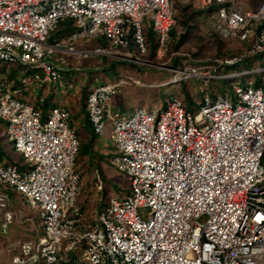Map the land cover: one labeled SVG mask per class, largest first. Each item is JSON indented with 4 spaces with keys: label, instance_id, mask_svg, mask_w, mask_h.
<instances>
[{
    "label": "built area",
    "instance_id": "1",
    "mask_svg": "<svg viewBox=\"0 0 264 264\" xmlns=\"http://www.w3.org/2000/svg\"><path fill=\"white\" fill-rule=\"evenodd\" d=\"M177 2L215 8L212 31L224 40L236 38L244 47L241 55L196 60L178 51L183 67L169 66L170 58L161 65ZM66 19L78 31L49 43L51 31ZM147 30L157 43L155 64L140 59L147 52ZM81 38L79 50L67 44ZM99 39L108 48H84ZM54 53L161 66L172 73L171 83L230 80L237 74L216 77L218 68L264 54V6L243 10L235 0H0V62L25 67L22 77L29 70L35 81L59 82L70 68L53 61ZM21 82L31 89L32 83ZM132 84H101L86 98L94 135L102 136L106 119L112 121L121 154L112 166L130 181V193L110 198L91 226L76 207L80 144L69 111L53 107L43 118L39 107L17 97L14 85L0 84L5 135L24 163L33 165L26 170L0 161V207L8 206V189L38 209L41 221V234L19 244L13 263L264 264V78L257 87L252 81L233 84L232 95L202 92L194 116L175 96L160 110L113 112L111 99ZM142 209L149 210L147 219L140 217ZM71 251L78 256L62 257Z\"/></svg>",
    "mask_w": 264,
    "mask_h": 264
},
{
    "label": "rangeland",
    "instance_id": "2",
    "mask_svg": "<svg viewBox=\"0 0 264 264\" xmlns=\"http://www.w3.org/2000/svg\"><path fill=\"white\" fill-rule=\"evenodd\" d=\"M235 1L237 6L246 8L245 10L255 9L258 2L256 0ZM196 7L198 8V4H196ZM209 20V18H206L202 23L203 34L206 35V39H210L212 36ZM175 28H177V21ZM149 32L150 30L145 32L146 38ZM215 34L217 33L215 32ZM55 38V34L50 33L48 42L53 43ZM195 38H193L190 44L191 46L196 44V46L191 47V49H201L199 52L202 55L209 56V58L216 57L217 53H221V57H224V55L230 57L238 56L241 55L244 49L236 38L224 40L217 36L214 41L210 42H207L205 38ZM84 41L85 39L81 38L78 41L68 42L67 44L79 50L81 49L80 44ZM96 41L89 44L83 43V46L88 49L95 46L102 47V44H105L104 39ZM130 49L132 50L133 47H130ZM179 51L185 50L180 49ZM132 56V58H135L137 55L134 54ZM51 59L66 68L72 69L71 72L63 74L62 82L64 84L68 83L74 88L72 89L73 95L78 97L77 101L81 99L84 88H89L85 89V92L90 93L95 87L101 84L113 83L117 79L132 82L133 84L127 87V90H121L110 101L111 110L121 116L133 113L138 107L146 111H151L152 109L160 110L170 96H175L182 100L188 107L191 115L194 116L199 111L202 92H207L210 96L214 94L213 98L223 93L232 95L233 84L244 86L247 84V80L248 82L252 81L254 84L258 74L264 75V55L244 59L233 67L218 68L216 71L218 75H215L216 77L230 78V76L237 74V77L230 78V80L224 78L219 80L189 78L180 83H171L172 73L165 71L161 66L156 68L143 65L142 63H131L130 61H124L122 58L90 56L84 62L82 58L77 59L71 54L54 53ZM167 60H169V57H163L160 64H164ZM212 73L207 75L210 76ZM263 75L262 79L264 78ZM5 84L13 86L11 82L6 81ZM70 86L67 85L66 88L69 89L71 88ZM46 88L47 94L45 96L47 97L52 93L56 101L60 96V88L53 84L47 85ZM41 90V93L38 91L36 95L45 93L43 88ZM30 102L35 104L36 97ZM83 111L79 102L76 113L72 114V116L77 118L78 114L83 118ZM4 126V123L0 121V139H3V136H5L3 135ZM74 130L77 136H81L82 142L92 139V136L88 134V127L86 130L76 121L74 122ZM112 136V121L106 119L104 134L98 136L93 141L91 147L82 146V150L80 149V155L76 161V169L81 173L82 180L76 207L79 208L82 214L85 226H91L98 222V215L108 206L110 198L113 197L121 200L130 193V181L128 177L125 173L117 171L112 166V160L121 155L113 142ZM4 139L6 141L5 144H7L11 152L5 149L3 141H0V155L8 157L5 151L7 150L10 153V159L14 163L19 164L26 170L31 169L33 165L24 163L22 156L13 151V141L8 137ZM10 196L8 206L0 207V264H14L13 259L18 255L19 244L27 240L37 239L36 235L34 236L31 232L32 230L35 232L41 226L38 209L28 207L16 193H11ZM6 213H9L11 218H8L9 215ZM139 214L142 219H147L149 217V210H139ZM38 233L40 235L41 231L39 230ZM77 256L78 253L76 251H71L63 254L62 257L67 261H71L72 258H76Z\"/></svg>",
    "mask_w": 264,
    "mask_h": 264
},
{
    "label": "trees",
    "instance_id": "3",
    "mask_svg": "<svg viewBox=\"0 0 264 264\" xmlns=\"http://www.w3.org/2000/svg\"><path fill=\"white\" fill-rule=\"evenodd\" d=\"M256 1H258L259 3L257 2V4H256L257 7L255 9H252V10H256V9H259L262 6H264V0H256ZM214 9L215 8L202 9L199 6L197 8L195 2H189L186 4H182V3L177 2L175 4V20L177 21V28L173 29L169 33V38H168V42H167V46H166V55H165V57H169L171 59L169 66H173V67H179V66L182 67L183 66L182 60L184 58H182L178 55H175V53H177L180 49H183L186 52L190 53L191 57L193 59H196V60H200V59L206 60L207 58L208 59H215V58L230 57V56H226V55H224V57H221L222 54L217 53L216 57L209 58V56L202 55L199 52V50H201V49H198V50L191 49V47L196 46V44L193 46H191V44H190L192 42L193 38L194 39H196L195 37H197V39H200V38L206 39L207 38L206 35L203 34L202 23H203L204 19L210 17V15L213 13ZM242 9L245 10L246 8H242ZM75 31H78L77 27L75 26V23L70 19H66V20L62 21L60 24H58L51 31V34H53V35L55 34V36H56L55 39L61 40V39H66L70 34H72ZM217 36L218 35L212 31V36L210 37V39L209 38L206 39V41L207 42L214 41ZM146 45H147V52L140 59L144 60V61L148 60L153 64L157 63L156 57H155L156 49H157V43H156L155 36L151 31L149 32V34L146 38ZM102 47L108 48L107 44H104V43L102 44ZM130 47H133L132 43L130 44ZM85 60H87V59H85ZM85 60H84V62H85ZM23 70H26V68L22 67L20 65L10 64V63H6V62H0V84L3 82L5 83L6 81L7 82L13 81L15 87H19L20 82L17 80V77H18L19 72L23 71ZM26 72L29 74L31 73V71H29V70ZM240 72H241V70H240ZM262 75L263 74H258V77H257L256 81L254 82L255 87L260 85V82L262 80ZM1 77H3V78H1ZM246 83L248 84V80ZM247 84H245L244 86H246ZM212 96H214V94H212ZM48 101H49V99H47V101H45V104L48 105V103H49ZM43 107H45V106H43ZM44 110H46V109H44ZM45 115H43V118ZM4 130H5V126H4ZM5 136H3V139H0V141L4 140Z\"/></svg>",
    "mask_w": 264,
    "mask_h": 264
},
{
    "label": "crops",
    "instance_id": "4",
    "mask_svg": "<svg viewBox=\"0 0 264 264\" xmlns=\"http://www.w3.org/2000/svg\"><path fill=\"white\" fill-rule=\"evenodd\" d=\"M83 60V59H82ZM85 60V59H84ZM83 60V61H84ZM71 69V68H70ZM24 71V70H23ZM72 71V69L70 70V71H64V72H62V77H61V80L59 81V82H49V83H47V84H43V83H41L40 81H35V80H33L32 79V74L33 73H27L26 72V74H24V76L22 77V75H21V73H22V71H20L19 72V74H18V77H17V80L20 82V85H19V87H15V85H14V82L12 81L11 83L14 85V89H19V93H18V95H17V97L20 99V100H22V101H25V102H28V103H31L30 101L33 99V98H35L36 97V102H35V106H37V107H40V109H41V111H42V114L43 115H45L49 110H50V108L52 107H63V108H65V109H67L68 111H69V113H70V126L74 129V122L76 121V122H78L79 124H81V126H83V128L84 129H86L87 130V127H88V129H89V132H88V134H90L91 136H92V139L91 140H88L87 142H82L81 141V136L80 135H78V137H79V142H80V148H79V155H80V149H81V147L82 146H86V147H91V145L93 144V141H95V139L98 137V136H96V135H94L93 133H92V131H91V129H90V126H89V123H88V121H87V118H86V110H85V102H86V98H87V96L92 92H90V93H86L85 91L87 90V89H89V88H84L83 89V92H82V97H81V99L79 100V101H77V99H78V97H76V96H74L73 94V90L72 89H74L73 87H71L68 83H63L62 82V78H63V74L64 73H67V72H71ZM74 71V70H73ZM22 77V78H21ZM1 78H3V77H1ZM21 80L23 81V80H25V81H29L30 83H32V86L30 87L31 89L29 90V87H27L25 84H23L22 82H21ZM117 80H119V79H117ZM128 81V80H127ZM55 85L56 87H58V88H60V96L57 98V100L55 101L54 100V96H53V94L52 93H50L47 97L45 96L46 94H47V91L45 90V88L47 87V85ZM57 84V85H56ZM70 86L71 88H66V86ZM62 86V87H61ZM128 87H130V86H128ZM41 88H43L44 89V94H39V95H36V94H38V91L41 93ZM39 89V90H38ZM47 89V88H46ZM86 89V90H85ZM41 90V91H40ZM123 90H127V87L126 88H124ZM49 99V103H48V105L47 104H45V101H47V99ZM80 102V104H81V108L84 110L83 111V118H81L78 114H77V118H75L74 116H72V114H75L76 113V108L78 107V103ZM32 104V103H31ZM47 105V106H46ZM43 106H45V107H43ZM79 107H80V105H79ZM118 107V106H117ZM44 109H46V110H44ZM45 117V116H44ZM74 117V118H73ZM73 121H72V120ZM72 121V122H71ZM2 122V121H1ZM4 133V134H3ZM2 134L3 135H5V130H4V132H3ZM6 137V136H5ZM3 141V143H4V147H5V149H7L8 151L10 150L9 149V147H7V144H5L6 143V141H5V139L4 140H2ZM7 150H5L6 151V154L8 155V157H2L1 155H0V161H2L3 163H7V164H15V165H18L19 167H22V166H20L19 164H16V163H14L11 159H10V153L9 152H11V150L9 151V152H7ZM82 150V149H81ZM79 155H78V157H79ZM86 155V154H85ZM77 157V158H78ZM77 161V160H76ZM23 168V167H22ZM24 169V168H23ZM8 194H9V196H10V194L11 193H14V192H12V191H10V190H5ZM11 197V196H10ZM40 230V228L38 229V230H35V232H33V230H32V234L35 236V235H39V233H38V231Z\"/></svg>",
    "mask_w": 264,
    "mask_h": 264
}]
</instances>
